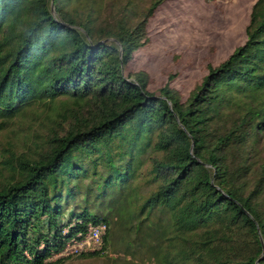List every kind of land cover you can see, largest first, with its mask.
<instances>
[{
	"label": "trees",
	"instance_id": "1",
	"mask_svg": "<svg viewBox=\"0 0 264 264\" xmlns=\"http://www.w3.org/2000/svg\"><path fill=\"white\" fill-rule=\"evenodd\" d=\"M164 2L0 0V126L33 104L62 110L36 157L3 160L0 264H62L97 224L101 250L80 257L120 227L151 264H264V0L184 101L171 77L150 92L125 72Z\"/></svg>",
	"mask_w": 264,
	"mask_h": 264
},
{
	"label": "rangeland",
	"instance_id": "2",
	"mask_svg": "<svg viewBox=\"0 0 264 264\" xmlns=\"http://www.w3.org/2000/svg\"><path fill=\"white\" fill-rule=\"evenodd\" d=\"M256 1L165 0L148 24V43L134 54L125 72H145L149 77L150 92H156L171 77V88L180 94L183 101L186 100L206 74L208 65H219L245 42V28ZM228 92L229 96L235 95L233 90ZM249 97L245 94L241 99L248 101ZM260 100L259 103H264V97ZM35 105L28 106L26 112L0 126V185L12 179L9 171L3 168V160L11 154L36 157L46 133L54 121L61 119L60 105ZM80 187L84 190L83 184ZM81 197L87 198L84 194ZM80 200H75L80 206L78 211L84 205ZM119 229H112L113 239L102 256L61 258V252L51 261L63 259L62 264H151L144 254H131L129 251L132 249L128 251L129 240L120 236Z\"/></svg>",
	"mask_w": 264,
	"mask_h": 264
},
{
	"label": "built area",
	"instance_id": "3",
	"mask_svg": "<svg viewBox=\"0 0 264 264\" xmlns=\"http://www.w3.org/2000/svg\"><path fill=\"white\" fill-rule=\"evenodd\" d=\"M106 232L105 224L89 225L83 235L68 242L58 255L62 252L61 258H67L101 250Z\"/></svg>",
	"mask_w": 264,
	"mask_h": 264
},
{
	"label": "water",
	"instance_id": "4",
	"mask_svg": "<svg viewBox=\"0 0 264 264\" xmlns=\"http://www.w3.org/2000/svg\"><path fill=\"white\" fill-rule=\"evenodd\" d=\"M264 254V252L262 253V255Z\"/></svg>",
	"mask_w": 264,
	"mask_h": 264
}]
</instances>
